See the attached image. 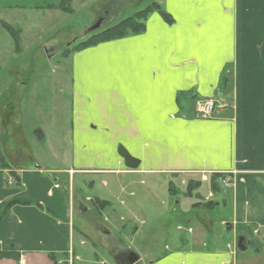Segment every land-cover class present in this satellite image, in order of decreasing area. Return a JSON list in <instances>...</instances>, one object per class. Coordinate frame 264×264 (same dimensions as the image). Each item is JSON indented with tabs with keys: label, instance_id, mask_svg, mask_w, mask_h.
<instances>
[{
	"label": "crops",
	"instance_id": "obj_1",
	"mask_svg": "<svg viewBox=\"0 0 264 264\" xmlns=\"http://www.w3.org/2000/svg\"><path fill=\"white\" fill-rule=\"evenodd\" d=\"M162 5L173 24L154 12L144 33L73 54L69 168L44 167L33 154L26 158L4 147L8 167L0 163V252L18 255V260L4 258L0 264H54L50 254L59 263H91L93 258L75 248V233L84 231L71 206L77 194L75 176L70 181L68 173L74 169L87 175L126 174L121 191L131 175L184 181L225 173L233 182L226 189L233 192V209L232 220L222 221V226L233 242L245 237L246 251L213 239L201 250L184 242L171 260L264 264V0H163ZM230 69L233 76L226 80L225 91L231 90L227 97L232 109L211 120L198 119L195 100L217 96ZM43 137L38 139L49 149ZM54 140L51 151L59 145ZM118 144L141 161L137 173L125 172L124 161L113 151ZM222 192L215 193L217 201L211 192L206 197L212 210L227 201ZM78 203L86 210H79ZM75 204L80 214L89 212L77 197ZM109 206L100 209L102 216ZM205 228L207 233L213 230L211 223ZM122 244L110 252L129 251ZM77 245L86 242L78 239ZM90 255L99 259L96 253Z\"/></svg>",
	"mask_w": 264,
	"mask_h": 264
},
{
	"label": "rangeland",
	"instance_id": "obj_2",
	"mask_svg": "<svg viewBox=\"0 0 264 264\" xmlns=\"http://www.w3.org/2000/svg\"><path fill=\"white\" fill-rule=\"evenodd\" d=\"M153 2L163 6V0H73L71 12L65 13L58 9L38 8L48 3L58 5L59 0H0V20L21 30V51L15 53L12 37L0 25L1 149L6 147L13 153L22 152L26 158L33 154L44 167L69 168L73 160L71 129L72 111L75 110L72 105L73 54L66 58L64 53L85 40L88 37L85 32L98 19H103L101 28L97 30L100 32L144 10ZM232 76V69L225 71L222 81H228ZM222 81L214 98L232 108L227 97L231 90L226 93ZM201 99L195 100L194 110ZM227 109L216 112L207 120L220 116ZM43 135L47 138L46 144L49 141V149L43 147L38 139L44 138ZM55 137L59 145L51 151L50 144ZM118 148L119 144L113 151L117 153ZM126 169L125 172L130 174L138 171ZM85 172L74 169L68 176L70 181L75 176L77 195L73 197L71 206L75 222L79 223L86 236L75 233V248L84 257L93 258L90 264L102 261L115 264L110 250L120 246L121 241L126 249L141 256L140 264H179L178 259L173 262L171 258L181 250L184 242L194 250L203 249V243L210 242V239L224 246L235 244L231 232L222 226V221L232 220L233 192L226 189L232 188L233 182L228 176L217 181L218 188H223L221 197L227 201L215 210H208L195 205L206 203L210 192L215 196L211 183L213 174H210V179L203 175L199 179L197 176L186 177L184 181L182 177L158 174L131 175L126 191H121L119 183L128 175H87ZM193 178L202 183L189 191L187 185ZM76 197L87 204L89 212L80 214L76 210ZM85 197L92 199L87 201ZM97 199L110 203L103 216L100 209L104 207L96 205ZM218 199L215 196L213 201ZM207 223L213 226L209 233L205 230ZM124 224L128 225L127 229H123ZM78 239L84 240L86 246L79 247ZM186 248L184 246L183 249ZM91 253L98 254L99 259Z\"/></svg>",
	"mask_w": 264,
	"mask_h": 264
},
{
	"label": "trees",
	"instance_id": "obj_3",
	"mask_svg": "<svg viewBox=\"0 0 264 264\" xmlns=\"http://www.w3.org/2000/svg\"><path fill=\"white\" fill-rule=\"evenodd\" d=\"M73 0H59L58 5H54L53 3H48L45 6H40L38 7L39 9H58L61 10L65 13H69L71 12V5H72ZM57 3V2H56ZM154 12H158L161 17L163 18V20L167 23V24H173L174 20L171 17V15H169L165 9L163 8V6L159 5L156 2L151 3L147 8H145L144 10L138 11L136 13H134L132 16L121 20L120 22H118L117 24L108 27L106 29H104L103 31L100 32H93L91 34L88 35V37L85 40H82L78 43H76L72 50L71 49H67L66 53H64V56L66 58H69L71 56V54H75L77 52L83 51L85 49L91 48V47H95L99 44L102 43H107V42H111V41H116V40H120V39H124L126 37L132 36V35H139L145 32V25H146V21L149 18V16L154 13ZM0 25L10 34V36L12 37L14 44H15V53H19L21 51L20 49V36H21V30L20 29H14L12 26H10L9 24H7L6 22L0 20ZM99 31V30H98ZM224 82V83H223ZM222 82V86H223V90H225L226 88V79L225 81L223 80ZM232 108L228 107L227 110H231ZM218 112V111H216ZM215 112V113H216ZM214 113V114H215ZM7 118L10 119V115L8 113L5 114ZM9 122V121H7ZM5 155L3 153V150L0 147V163L2 164L3 167H8L6 166V162H5ZM14 175V174H13ZM222 175L219 174H215L212 176L211 178V183H212V189L215 193L219 192V184H218V180L221 179ZM13 180L17 181L16 176H12ZM202 183V181H192L190 180L188 182V189L189 191H191L192 188L199 186ZM172 187H171V191H172ZM108 205L109 203L106 201H102V200H96V205L102 206L104 207V205ZM196 207H204L205 209L208 210H212V203L211 202H206L204 204L202 203H198L195 205ZM13 257L14 259L18 260V255L15 254H9L6 252H0V259H4V258H10ZM49 258L51 259V261L54 264H69L68 261H63L61 263H59V260L57 258L56 255L54 254H50Z\"/></svg>",
	"mask_w": 264,
	"mask_h": 264
},
{
	"label": "water",
	"instance_id": "obj_4",
	"mask_svg": "<svg viewBox=\"0 0 264 264\" xmlns=\"http://www.w3.org/2000/svg\"><path fill=\"white\" fill-rule=\"evenodd\" d=\"M102 22H103V19H99L98 21H96L95 24L85 32V35L88 36L92 32L99 30L102 26ZM117 153L120 156V158L124 161L126 168L131 169V170H138L139 169V167L141 165V161L139 159L133 157L125 147L120 146L118 148ZM78 204H79V206H78L79 210H86L82 204H80V203H78ZM236 248L239 252H245L246 251L247 247L245 245V237L238 238V240L236 242ZM111 255H112V258H113L115 264H135L140 259L139 255L133 251H125V252L115 251V252L111 253Z\"/></svg>",
	"mask_w": 264,
	"mask_h": 264
},
{
	"label": "built area",
	"instance_id": "obj_5",
	"mask_svg": "<svg viewBox=\"0 0 264 264\" xmlns=\"http://www.w3.org/2000/svg\"><path fill=\"white\" fill-rule=\"evenodd\" d=\"M228 108L222 100L215 98L201 99L197 101L195 106V113L201 119H209L214 116L216 111L224 110Z\"/></svg>",
	"mask_w": 264,
	"mask_h": 264
}]
</instances>
